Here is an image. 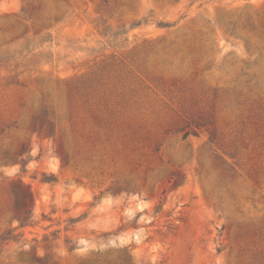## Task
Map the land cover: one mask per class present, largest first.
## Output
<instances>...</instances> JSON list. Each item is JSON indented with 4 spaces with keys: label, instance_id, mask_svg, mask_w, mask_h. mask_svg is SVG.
<instances>
[{
    "label": "rangeland",
    "instance_id": "374dc122",
    "mask_svg": "<svg viewBox=\"0 0 264 264\" xmlns=\"http://www.w3.org/2000/svg\"><path fill=\"white\" fill-rule=\"evenodd\" d=\"M28 210L0 264H264V0H0V234Z\"/></svg>",
    "mask_w": 264,
    "mask_h": 264
},
{
    "label": "trees",
    "instance_id": "16d2710c",
    "mask_svg": "<svg viewBox=\"0 0 264 264\" xmlns=\"http://www.w3.org/2000/svg\"><path fill=\"white\" fill-rule=\"evenodd\" d=\"M141 22H135L133 23L132 27L136 26V25H139ZM160 26L162 27H168L170 26L169 23H164V22H161L159 23ZM127 33L126 30L123 29V27H119V30L117 31H114L111 27L109 26H105L102 31H101V34L104 36V37H107V38H112V40H109L110 44H115L117 45L116 43L118 42V40L120 39V37ZM127 40V39H126ZM45 112L47 113V111L45 110ZM42 126H45V123H43ZM44 128V127H43ZM26 166V162L23 163V167L25 168ZM24 171V170H23ZM57 180V177L55 175H50V176H47L45 175V178L43 179V181L45 182H54ZM19 225L16 226V227H11L9 229H7L5 232H3L2 234H0V247L3 243H9L11 241H18V239L20 238V236L22 235L21 233H17L16 230L19 229V228H22V227H26L28 225H32L34 224V219H33V213L31 210H28L27 211V214L24 215V216H21L19 217ZM67 243H71V249H73L75 247V243H73L70 239H67ZM1 252V250H0Z\"/></svg>",
    "mask_w": 264,
    "mask_h": 264
},
{
    "label": "clouds",
    "instance_id": "9594fccd",
    "mask_svg": "<svg viewBox=\"0 0 264 264\" xmlns=\"http://www.w3.org/2000/svg\"><path fill=\"white\" fill-rule=\"evenodd\" d=\"M81 243H83V241H81Z\"/></svg>",
    "mask_w": 264,
    "mask_h": 264
}]
</instances>
